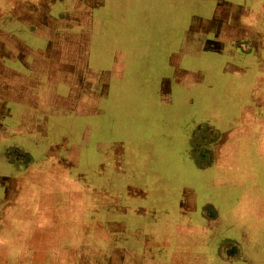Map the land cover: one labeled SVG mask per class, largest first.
Segmentation results:
<instances>
[{
    "label": "rangeland",
    "instance_id": "rangeland-1",
    "mask_svg": "<svg viewBox=\"0 0 264 264\" xmlns=\"http://www.w3.org/2000/svg\"><path fill=\"white\" fill-rule=\"evenodd\" d=\"M263 4L0 0L12 113L7 150L0 145V264H264V88L260 70L249 73L239 57L244 42L263 33ZM38 8L42 14L29 18ZM87 34L88 61L77 74L84 71L85 84L89 70L98 79L109 71L106 84L88 82L86 92L81 82L56 83L62 87L53 94L66 100L35 114L39 133L29 134L27 122L17 128L27 105L10 98L41 96L42 88H31L34 75L43 84L54 76L47 53L83 52ZM36 56L43 65L33 70ZM11 146L21 151L18 165L40 159L26 179L40 175L49 149L62 159L51 175L52 205L36 188L14 200L18 208L7 206L15 168L3 157ZM188 199L194 206L180 216ZM200 210L220 214L214 231H196Z\"/></svg>",
    "mask_w": 264,
    "mask_h": 264
},
{
    "label": "crops",
    "instance_id": "crops-1",
    "mask_svg": "<svg viewBox=\"0 0 264 264\" xmlns=\"http://www.w3.org/2000/svg\"><path fill=\"white\" fill-rule=\"evenodd\" d=\"M77 2L74 1V6H76L74 8V12H78V5H76ZM96 8L97 7H100L102 5V2L101 1H96ZM83 6V5H82ZM217 6H220V4L216 5L215 7ZM90 8L89 5H86L84 4V9H88ZM262 11H264V4L262 5V8H261ZM43 12V11H42ZM41 12V9L38 8L36 9V12L35 10H33L32 13H30L28 16L29 18H31V16H35V14H39L41 15L42 14ZM32 14V15H31ZM59 14V13H58ZM45 14H43L42 16L44 17ZM261 16V14H260ZM76 19V18H75ZM75 19L73 20L75 22ZM17 21L19 22H22L23 24H25V19H21L20 18L16 19ZM250 20H251V17H250ZM252 23L253 21H251V26H252ZM75 24V23H74ZM246 27L249 28L250 25L246 23ZM259 28H262L263 29V33L259 36H255L253 38H249V40H246L244 43L247 44V51L244 52V51H241L240 53V56L237 55V57H242L240 58L243 62L240 61V63L243 65V64H246L247 65V68H248V72L250 73H253V75L255 76L256 72H258V75L256 76L258 80H260L261 82H263V87L264 88V25H260L258 26ZM253 29V27H252ZM247 38V37H246ZM88 44H89V36L87 34V37L84 36V44L82 45L81 48H83V52L82 51H75L73 52V54H70V53H66V52H54V53H51L50 51L47 53V60L49 59V64L48 66H50L52 68V73L54 74V76H51L49 80H47L46 84H43L37 77L36 75L35 76V79H33L34 81V85L32 86L31 89L35 90L36 88H38V91H39V88H42L40 91H43L41 92V96H37L36 94L33 96V97H30L27 98L25 97L23 101L20 100V94H18V97H15V98H10L12 100H10L12 103H16V102H21L19 105L21 106L22 105V102H25L27 107H20V112L17 114L16 118H18V121L16 122L18 125L16 126L17 128H20V127H23V128H26V122L27 124H29V129L27 130V132L30 134V133H39L38 131H36L37 129H35L33 126L36 122H38L36 120V115H39V111H42L43 108H51V109H57L59 108V106L61 104H63V100H66L63 98L62 101H60V97L58 94H53V93H56V91L58 90L59 87H62V86H58V85H55L56 83L57 84H64V85H71L72 84V87L78 85L80 82L84 84V71L83 70H80L82 71L80 74H77V70L81 69V68H84V66L86 65V61H88ZM46 53V52H45ZM233 54V53H231ZM39 55V54H38ZM171 56H169V59L170 58H174L177 56V54L175 53H170ZM35 56V55H34ZM41 56V55H40ZM36 59V61H35ZM32 60V59H31ZM31 65L33 67V70H38V65H43V61H41V58H39L38 56H36V58H33V61H31ZM240 64V65H241ZM239 65V66H240ZM27 67H30L27 66ZM54 67V68H53ZM72 70H71V69ZM233 70L236 72L238 71L239 74H244L243 72L241 73L240 70L241 68H234L232 67ZM246 68V69H247ZM87 69V68H86ZM5 72L6 73H9L8 69L6 68V64L3 63V61L0 60V145L3 146L5 148V151L7 150V148L2 145V142L5 140L3 139V136L5 135V133L7 131H12L10 128V126L8 127L7 124H6V120L10 117H12V113H11V110H10V105L9 104V97H8V94L5 93V88L7 87V82H8V79H9V75L5 76ZM36 72V71H35ZM88 74V75H87ZM86 74V83L84 84V90L86 92H89L90 91V84L88 82H90L92 85L98 83V84H106L105 82H107V80H105L108 76L110 77L111 73L109 71H101L100 73H98L97 75L98 76H101L100 79L98 78H93L92 76H96V73L93 72V74H90V70L87 72ZM236 74V73H235ZM71 77V79H70ZM80 77H82V79H80ZM239 77H242V76H239ZM102 78V79H101ZM90 80V81H89ZM234 81V80H233ZM43 84V85H42ZM108 85V84H107ZM83 86H80L78 89L82 88ZM96 88H98V85L96 86ZM47 90V91H46ZM50 90H54V91H50ZM45 94H47V101L46 99L44 100L47 104H42L41 103V97H45ZM46 98V97H45ZM32 99V100H31ZM35 100V101H34ZM49 100L51 101V103H48ZM83 101V100H82ZM82 101L80 102V104L82 103ZM67 102V101H66ZM66 107L69 108V104L66 103L65 104ZM89 107V106H88ZM19 109V108H18ZM19 111V110H18ZM251 112L248 110V113ZM36 114V115H35ZM248 118L250 119V121H253L255 123L258 122V116H254V115H251V116H248ZM260 122V121H259ZM36 131V132H35ZM18 132H21L20 129ZM218 142H223L222 138H220V140ZM217 146L218 144H216V147H214L212 144H210V148L216 153L215 155H217L218 152V149H217ZM11 149H14L13 150V153L12 152H9L8 154H5L4 157H3V163L4 165H6L7 167H9L10 169H14L12 170V176L11 175H8L7 176V179L9 180V189H10V193L8 194V197L9 199L11 200L12 204L10 205H7V206H10V207H16L18 208L20 203H16L14 200H17L18 197L20 195H22L23 193V197L24 198H30L32 195H36V188H37V191H38V194L41 195V191H44L45 192V196H42L43 198V201H46L48 203H50L52 205V199H51V194L53 192H56V188H53V185L54 184H51V182H53L51 180V175L52 176H57L56 172V167L58 166L57 165V162H58V155L51 151V149H49L48 152L45 153V155L42 157L43 160L41 162H44V165H43V171L40 167L36 168V171H38L40 173H38V177H35V180H32V179H26L25 178V175L23 174H26V172H31L32 170H34V166L35 164L37 163L38 160L34 159V158H30L29 159V163L21 166V165H18L20 164L18 162L19 160V157L21 154V151L18 150V146H11L8 148V150H11ZM18 151V152H17ZM25 152V151H24ZM23 153V151H22ZM25 154L29 155L27 152H25ZM13 155V156H12ZM11 157V158H9ZM30 157V156H29ZM217 159V158H216ZM60 161H62V159H59ZM64 162L66 164H68L67 160L63 159ZM18 163V164H17ZM72 164L69 166L71 168ZM70 168H64L65 171L69 170ZM39 169V170H37ZM15 173L17 175H19V177L17 175H15ZM56 183H57V178H56ZM55 183V184H56ZM13 191V193H12ZM47 196V197H46ZM23 204L25 203V201L22 202ZM180 204H182L181 202L179 203V210L178 209V214L180 216H186V212L190 211V209L194 206V203H192L189 199L187 201H185V206H189L190 205V208H181L180 207ZM15 208V209H16ZM200 209H201V206H200ZM16 215L19 214V210L16 209ZM211 213H208L207 216H204L205 214H202L201 210H200V222L197 223V224H194L195 227L197 228L196 231H200V232H205L206 230H213L214 231V228L218 221H216V218H218L220 216V214L218 212L214 213L215 215L211 216L209 218V215ZM217 216V217H216ZM24 217V216H23ZM216 217V218H215ZM226 217H227V214H226ZM4 218H5V215H4ZM213 219V220H211ZM212 221H215L216 224H212L211 222ZM190 224L187 223L185 225V227H188Z\"/></svg>",
    "mask_w": 264,
    "mask_h": 264
}]
</instances>
